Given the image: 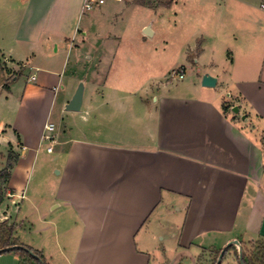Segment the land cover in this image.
<instances>
[{"label": "crops", "instance_id": "crops-1", "mask_svg": "<svg viewBox=\"0 0 264 264\" xmlns=\"http://www.w3.org/2000/svg\"><path fill=\"white\" fill-rule=\"evenodd\" d=\"M83 2L0 0V57L5 61L0 98H13L11 116L0 122V141L10 139L13 146L5 147L1 157L5 160L9 149L19 156L0 220L14 223L16 236L31 223L32 231L44 235L42 242L31 246L17 237L48 264H150L152 241L166 239L157 229L167 232L173 264H210L213 252L232 240L243 248L264 241V130L256 139L223 110L221 99L223 89L234 88L228 109L237 106L236 116L249 127L252 118L264 125V7L257 13L250 0H194L199 21L183 34L179 25L189 16L183 9L174 12L171 3L160 0H130L149 10L140 23L141 34L151 33H143L144 42L156 28L164 31L168 24L172 29L171 44L160 38L145 49L147 57L167 71L180 65L185 73L189 67L197 79L173 88L159 80L148 97L143 94L147 83L130 92L122 83H111L110 66L101 81L97 75L88 80L85 104L86 82L74 72L65 77L64 63L59 64L79 33ZM51 46L55 54L50 57ZM37 55L41 60L28 65ZM204 74L216 78L214 87L201 85ZM20 76L25 81L18 85ZM80 82L81 108L68 112L80 119L99 112L103 124L89 126V136L62 140L56 133L60 156L53 159L63 160L49 206L58 216L35 202L27 210L50 113L55 104L60 113L66 111ZM3 84L9 88L5 94ZM33 215L32 222L28 217ZM166 252L159 264L169 263ZM226 255L236 259L233 249ZM18 261L14 253L0 255V264Z\"/></svg>", "mask_w": 264, "mask_h": 264}, {"label": "rangeland", "instance_id": "rangeland-1", "mask_svg": "<svg viewBox=\"0 0 264 264\" xmlns=\"http://www.w3.org/2000/svg\"><path fill=\"white\" fill-rule=\"evenodd\" d=\"M129 1L130 0H106L103 5L95 6L89 10H82L79 23V33L75 36L73 44L69 48V51H64L63 55L61 56L62 60L60 59L59 64L64 63L65 77H68L71 73L74 72L75 75H78L81 80L86 82V88L84 92L85 104L89 97L88 80L91 77L97 75V79L101 81L103 79L102 77L106 74V70H108L110 66L111 83L113 81H116L117 86H119V83H122V85L125 86L126 90L129 92L131 89L138 88L140 84L147 83L146 85H144L145 89L147 90L143 91V94L147 95L148 97L153 94L154 88L156 89L159 80L167 83L166 85L168 88H173L176 86L179 87V85L182 82H185L187 79H197V75L195 73H192L189 67L186 68V72L184 73L185 75L183 76L184 78L179 79L177 71L183 67L177 65L176 67H172L169 69V71H167L168 69H166L165 65L160 62L155 63L152 57H147L145 49L149 48V46L150 48H152V45H154V43H156L160 38H165V40H167V44H171L172 29L169 28L170 25L167 24L166 28L164 26V31H162L161 29H163V27H161V29H158L155 25L154 27L157 29L156 35L152 38L147 37L146 42H144L145 40L142 38V36L144 35L140 32V23L142 22L144 15L149 12V10L142 7L141 3ZM133 1L141 2L143 0ZM160 1L170 2L172 10L174 12L179 9H183V12L189 15L185 19H182L184 21V24H182L183 28L181 26V23L179 25V30H182L183 34L189 32L190 28L187 27L195 24L196 21H199V8L193 5L194 0ZM250 1L255 6V12L257 13L259 12V10L256 8H258L260 5H263L264 7V0ZM60 46L62 47V44ZM65 48L67 47L65 46ZM54 54V46H51V48L48 50V55L51 57ZM0 58V71H2L4 70V68H2L3 65L1 67V63H4L5 61L3 57ZM151 59H153V61ZM35 60L36 61L34 63L31 62V60H28L30 63H27V60H25L24 62L28 65L37 64V60L40 61L41 56L37 55ZM14 65L19 66V68L21 69L20 63H15ZM16 66H14L13 68L18 72L19 70ZM15 71H13L12 74H15ZM31 72L35 73V69L31 68ZM24 81V76H20L18 85ZM32 83H34V81H32ZM8 84L12 86L13 80H9ZM77 86L78 83L75 88H77ZM3 91L4 94L7 92L5 89H3ZM15 94H18V91H16ZM221 97V99L223 100V104L228 106L230 102L235 98V89L229 87L223 89ZM12 99L13 98L10 96H8L7 99H4V97L0 98V122H5L6 118L11 116L10 111L13 105L10 101ZM59 110L60 105L55 104L48 119V122H51L54 125V128L52 131L45 132L46 134L53 135L55 140H42V145L38 151L37 159L33 165L32 178L29 184V196L33 199L30 205L29 202H26L25 208L27 210H30V207L33 206L32 203L35 202L44 212H47L48 209L49 212L54 211H51V207L49 206V204L51 203L53 198L56 179L58 176L56 170H59L61 168V163L63 160V158H60V155L58 154L59 136L56 137V133L58 132L60 134V139L62 140H67L71 136H89V133L86 130L89 126L93 127L94 124L96 126H98L99 124H103V118L101 117L102 114L99 115V112H95V114L91 113L90 116L86 115L84 116V119H80L78 116L80 114H75L64 110L62 113H60ZM227 112L230 117H236L237 123L243 125V129H246L248 132L254 134V137L256 139H259L261 137L260 129L262 128L264 130V125H262V122L259 118H252L250 125H253L254 127H249L248 124L245 125L243 124L242 120H239L241 118L236 116L238 115V113L234 112L232 108L230 110L228 109ZM106 135H108L106 137H109L110 134ZM8 146H13L10 139L4 138L2 139V141H0V169H2L5 164V160H3V158L1 157V152L4 153L6 149L5 147ZM14 147L19 149L16 145H14ZM48 147H51L50 152L47 151ZM56 155H59V158L57 160L53 159ZM51 215L55 218L58 216L57 212H53ZM28 218L31 219L32 222L33 220H35L34 215ZM36 226L39 227L41 225H37L36 223L35 227ZM153 227L154 225H150L148 226V229H151ZM145 229L146 228H143V230L139 233V235L137 236V240L143 235ZM32 230L31 223L29 225L26 223V225L22 229H17V236L19 237L20 241L31 246H33L32 244L38 245L40 242H42L44 235H39ZM154 232L164 235L166 239L164 242H162L159 241L160 236H157L152 241L155 249H151L149 251V255L151 256L150 264H159V262L163 258V250L167 251L166 257L169 259V263L166 262L163 264H171V243H168L170 240L166 235L167 232L165 234L163 232L162 234L161 230L159 229ZM259 242L254 241L251 243V245H256V243ZM139 248H141L142 250H144V248L146 249V247H142L140 244ZM247 248L248 247H246V249ZM185 264H188V262H186ZM222 264H238V262L236 259L230 257L229 255H226Z\"/></svg>", "mask_w": 264, "mask_h": 264}, {"label": "trees", "instance_id": "trees-1", "mask_svg": "<svg viewBox=\"0 0 264 264\" xmlns=\"http://www.w3.org/2000/svg\"><path fill=\"white\" fill-rule=\"evenodd\" d=\"M164 4L169 5L170 2H165ZM199 45L200 44L197 45L198 46L197 49H199ZM2 87L6 91L9 90L6 84H3ZM222 108L224 111L228 110V106H226L225 104H223ZM18 157H19L18 154H16L11 149H9L5 157L4 167L0 169V206L6 198L8 183L11 177V170L16 165L18 161ZM263 169H264V161H263ZM15 246H20V247L13 248ZM24 248H27L30 252L35 254L37 258H34ZM2 249H6V250L0 252V255L9 254V253H14L15 255H17L19 258L18 264H48L40 251L33 249L32 247L27 246L19 241L18 237L15 235V224L14 223L9 224L7 221H0V250ZM230 249L234 250L235 258L238 264H240L238 260V254L234 246L228 247L221 261L223 260L225 254ZM241 249H242V264H264V241H260L259 243H256V245L251 246L250 248L246 249L241 247ZM220 251L221 250H215L213 252L214 257L211 260L210 264L216 263Z\"/></svg>", "mask_w": 264, "mask_h": 264}, {"label": "water", "instance_id": "water-1", "mask_svg": "<svg viewBox=\"0 0 264 264\" xmlns=\"http://www.w3.org/2000/svg\"><path fill=\"white\" fill-rule=\"evenodd\" d=\"M143 33L146 36H150L151 33L146 30L143 31ZM201 85L204 87H214L216 85V78L212 77L208 74H204L201 77ZM83 82H80L74 92V94L72 95L71 99L68 101V103L65 105V110L66 111H72V112H77L80 110L81 108V103H82V98H83ZM232 110L236 113H238V107L237 106H233ZM244 118V117H243ZM234 245L237 248V254H238V260L240 262V264H242V249H241V245L239 244V242L237 240H232L229 243H227V245L221 249L220 254L216 260L215 264H220V261L225 253V251L228 249V247ZM20 246H15L13 248H18ZM26 251H28L34 258H37V256L35 254H33L32 252H30L27 248H24ZM6 249H2L0 250V252L4 251ZM171 264H173V262H171Z\"/></svg>", "mask_w": 264, "mask_h": 264}, {"label": "built area", "instance_id": "built-area-1", "mask_svg": "<svg viewBox=\"0 0 264 264\" xmlns=\"http://www.w3.org/2000/svg\"><path fill=\"white\" fill-rule=\"evenodd\" d=\"M113 1H120V0H113ZM106 2V0H84L83 2V6H82V10H89V9H92L93 7L95 6H100V5H103L104 3ZM263 7V5H261ZM177 74H178V78L179 79H182L183 76H184V71L182 68H180L178 71H177ZM54 128V125L52 123H48L46 126H45V131H52ZM43 139L44 140H49V141H53V137L52 135H49V134H43ZM47 151L50 152L51 151V147H48L47 148Z\"/></svg>", "mask_w": 264, "mask_h": 264}]
</instances>
